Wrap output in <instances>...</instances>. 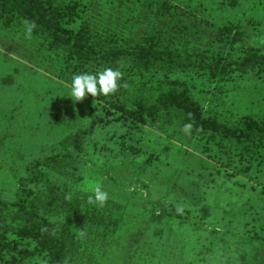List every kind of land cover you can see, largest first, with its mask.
Segmentation results:
<instances>
[{"label":"trees","instance_id":"1","mask_svg":"<svg viewBox=\"0 0 264 264\" xmlns=\"http://www.w3.org/2000/svg\"><path fill=\"white\" fill-rule=\"evenodd\" d=\"M65 1V4L51 6L45 0H0V12L12 15L8 19L2 17L4 21L1 24L5 27L13 23L22 26L24 20L35 22L33 42H27L28 47H21V51H32V54H24L23 59L30 64H38L41 62L36 54L49 52L52 58L44 57L46 66L43 71L50 74L51 78L58 77L67 86L71 85L73 75L102 71L96 67L113 69L117 61L127 58L131 59L128 64L132 70H148L162 63L168 68L178 67L184 71L200 69L203 75L219 78L224 86L239 79L235 71L264 66V55L253 50H247L243 58L231 63L221 58L211 62H191L189 58L179 56V51L174 49L175 45L169 39V32L180 28V21H171L166 25L168 33L164 34V46L151 41L121 40V37L117 40L113 34H105L110 27L113 31L124 32L126 14L143 11L145 16L147 9L144 5L151 8L154 6L162 18L179 20L178 7L163 0H100L90 3L91 7L76 9L89 12V16L82 20H88L91 25L83 24L85 27L78 30L66 23V20L74 19L69 13H64L74 11L69 7L71 4H86L79 0ZM235 2L228 1L229 5ZM112 20L122 23L123 27L119 25V28L114 29L116 23ZM222 30L233 43L240 36L235 26H226ZM91 64L96 67L86 69ZM47 79L50 80L48 76ZM118 83L123 84L120 81ZM65 97L62 93L61 98ZM106 98L110 101H106ZM94 99L104 103L95 102L88 106V113L77 123L78 130L68 138L67 146L63 150L54 147L49 154L23 165L24 173L16 176L18 181L13 184L12 190L10 188L9 196L0 194V264H63L65 260L67 264L80 263L84 257L82 243L74 227L111 226L114 230H121L118 227L122 220L129 223V226L143 229L139 231L137 244L132 248L137 254L142 251L144 241L150 248L156 237H162V242L168 241L167 237L171 233L179 242H185L193 236L194 240L201 241L200 237L190 233L191 229L198 228L204 238L200 244L191 248L190 264H232V256L239 259L238 264L264 263V251L261 257L257 255L264 247V184L257 189L249 183L251 181L244 182L239 178L241 173H252L257 164L264 165V116H241L237 126L226 123L216 115L205 116L200 103L178 81H159L153 84L145 80L138 83L137 89L125 90L120 87L110 96L100 95ZM34 116L37 117L36 114ZM70 122L75 124L73 120ZM25 123L34 127L32 123ZM186 123L193 124L192 131L197 135L191 139L202 144V155L209 164L203 172L187 166L181 167V147L172 142L167 144L162 154L157 155V159L150 153L148 160L143 161L153 171L161 169L172 175L178 172V175L185 178H193L192 174L203 177L196 181L197 187L194 190L197 189L198 194H190V200L184 201L183 198L181 201L185 208L182 214L173 210L172 204L157 199L156 195L161 188L163 192L166 187L156 178L138 180L135 186L138 191L135 189L129 196L124 195L121 192L125 190L124 186L131 184L129 176L136 175L126 168L127 175L123 176V168L113 164L107 167L113 172L108 179L118 191L122 186L120 192L113 193L117 197H127L123 203L134 204L131 209L134 214L125 210L121 219L106 218L101 215L103 208L87 203L89 195L85 194L84 188L76 184L69 185L71 179L76 183H85L87 180L84 173L80 175L75 171L74 163L84 153L79 152L82 148L100 151L101 161L104 162L112 153L113 158L137 159L139 162L143 153V148L137 146L141 144L138 139L141 133L145 135L164 125L181 128ZM132 135L137 140L129 142ZM115 150L118 152L115 153ZM228 159L236 162L230 171L231 163ZM263 169L264 166L260 171ZM233 180L236 182L227 183ZM157 183L161 185L158 191L155 189ZM66 184L74 188V191L68 190ZM236 188L239 189L236 191ZM238 191L247 192L248 196L237 198V195L243 197ZM146 192L150 201L141 202ZM67 195L71 196L70 200L65 198ZM172 210L176 214L173 215ZM45 226L49 232L56 229V235L42 234L40 230ZM124 227L126 231L123 230L121 241L115 240L109 245L120 244V250L125 249L126 245L130 246L129 238L138 230L129 232L128 226ZM142 236L145 237L144 241Z\"/></svg>","mask_w":264,"mask_h":264},{"label":"rangeland","instance_id":"2","mask_svg":"<svg viewBox=\"0 0 264 264\" xmlns=\"http://www.w3.org/2000/svg\"><path fill=\"white\" fill-rule=\"evenodd\" d=\"M45 1L51 6L66 3L65 0ZM79 1L86 4V6L71 4L69 7L73 8L74 11L64 13H69L70 17L74 19L66 20V23L73 26L75 30L91 26L88 20H82L89 16V12L76 9L79 7L86 9L91 7L89 6L90 3H97L100 0ZM163 1L178 7L179 20L162 18L161 13L154 6L151 8L149 5H144L147 9L145 16L143 11H134L133 15L126 14L127 20L124 22V32L113 31L110 27L108 33L105 34H113L117 40L121 37V40L127 39L132 42L138 40L141 42L151 41L158 46H164L166 39L164 34L168 33L166 25H169L171 21H180V28L171 30L169 39L174 43V49L179 51V56H184L185 59L189 58L191 62H211L221 58L227 63H231L240 60L244 54L251 50L264 55V0H236L234 5H229V0ZM84 12L85 15L83 16ZM11 16L0 12V138L3 140V143H0V194L4 197L9 196L10 188L18 181L16 176L24 173L23 165L49 154L54 147L63 150L67 146L66 141L68 138L72 137L73 134L75 135L78 130L77 123L82 120L84 114L88 113V106L93 105L94 101L97 104L104 103L88 95L83 102L74 104L69 97L70 86L63 84L58 77L51 78L50 74L43 71L44 66H46L44 57L52 58V54L49 52H38L36 54L41 63L30 64L25 61L23 59L24 54L31 56L32 51H21V47L33 42L34 38H26L24 24L18 26L13 23L6 27L1 24L4 21L2 17L8 19ZM112 22L116 23L113 26L114 29L122 25V23H117L116 20H112ZM83 24L86 25L83 26ZM230 25L237 28L242 39L239 36L234 43L231 39H227L222 29ZM122 27L123 25L120 28ZM84 33L87 34L88 30ZM128 59L130 58L122 59L120 62L117 61L113 66L114 70L118 69L123 73L120 82L123 84L127 82L129 85L125 90L137 89L138 83L145 80L153 84L159 81H178L200 103L205 116L216 115L226 123L235 126H237V121L241 120V116L250 115L254 118L264 116V66L262 65H258L252 70L247 68L245 71H235L234 73L239 79L224 86L219 78H210V76L203 75L200 69L184 71L178 67L168 68L166 64L162 63L155 68L138 71L129 69L131 66L128 62L131 59ZM91 67L95 68L96 66L91 64L86 69L90 70ZM96 68L103 70L100 67ZM237 73L243 75L238 76ZM47 76L50 80L47 79ZM31 90H36V92L32 93ZM61 90L63 91L61 92ZM62 93L65 94V99L61 98ZM106 101H110V99L106 98ZM71 120L75 124L71 123ZM25 122L32 123L34 127L28 126ZM170 126L164 125L163 128H156L153 132L151 131L145 135L141 133L138 136L141 144H137V146L143 148L139 162L137 159L131 161L126 158H113L114 153L109 155L110 157L104 162L101 161L100 151L83 150L84 148H82L79 152L84 153H81L75 161V171L80 175L84 173L87 180L85 183L81 181V183H76L73 181L74 179H71L69 185L75 186L76 184V186L84 188L86 195H92L97 186L108 192L109 199L103 207L104 211L100 212L106 218L121 219L125 210L134 214L131 210L134 204L131 202L124 204L123 202L127 200V197H117L113 193L122 190L121 186L118 191L113 182L108 179L113 172L111 168L109 170L107 167L113 164V166L123 168V176L127 175L125 173L126 168L136 175L135 177L129 176L131 184L124 186L125 190L121 191L124 195L129 196L135 192L133 190L137 189L135 186L138 184V180L148 181L146 177L156 178L166 187V190L162 192L161 185L156 184V191L159 187L161 188L156 195L157 199L172 204L174 206L173 210H176L177 206L183 207V204H181L183 198H185L184 201L190 200V194H198L197 189L194 190L197 187L196 181L203 179V177H195V174H192L193 178H185L178 175V172L172 175L171 172L162 171L161 169L153 171L152 167L143 161L148 160L150 153L157 159V155L162 154L167 144L172 142L181 147V167L187 166L197 169L198 172H203L209 164L204 160L206 157L202 155V144L191 139L197 133L192 131L190 136L185 135L180 131V127ZM166 128L168 129L165 130ZM150 130L147 129V131ZM131 137L129 142L137 140L134 135ZM116 152L118 150H115ZM228 162L231 163L228 169L230 171L236 162L233 159H228ZM263 166V164H257L252 173H241L239 178L244 182L246 180L251 181L249 183L260 189L264 184V169L260 171ZM60 182L63 185L65 184L63 179ZM233 182L236 181H228L227 183ZM69 185L66 184L69 187L68 190L73 192L74 188ZM238 189L236 188V191ZM141 192L144 191L141 190ZM238 192L243 197L237 195V198L248 196L247 192ZM147 195L146 192L141 202L150 201ZM252 204L253 202L249 207ZM173 210L172 214L174 215L177 211L174 212ZM58 220L61 222L60 219ZM124 225L128 226L129 232L138 231L131 239L129 238L130 246L126 245L125 249L120 250V247H118L120 244L111 246L109 243L115 240L121 241L124 237L123 230L126 231ZM84 227H74L77 236L78 231L81 229L87 233L84 238H79L82 243L83 260L75 264H190L191 248L195 244H200L204 238L198 228L191 229L190 233L200 237L201 241L194 240L195 236H193V238L188 237L185 242H179L174 237V233H171V235L167 234L168 241L162 242V237H156V241L154 240L150 245L152 249L150 250L146 241H144L145 237L142 236V241H144L141 247L142 251L137 254L136 250L132 248L137 244L139 231L143 229L129 226V223L126 224L123 220L118 227L121 230H114L111 226L93 225L92 227ZM262 248L261 251L257 252L258 257L263 255L264 247ZM231 258L232 264L239 263V259L233 256ZM227 261H231V259Z\"/></svg>","mask_w":264,"mask_h":264},{"label":"clouds","instance_id":"3","mask_svg":"<svg viewBox=\"0 0 264 264\" xmlns=\"http://www.w3.org/2000/svg\"><path fill=\"white\" fill-rule=\"evenodd\" d=\"M25 26V36L28 39L32 38V32L36 28V24L34 21L24 20ZM123 77V73L120 70H114L112 68H105L104 70L96 73H81L73 75L70 85V94L69 97L72 99L73 103L83 102L85 98L90 95L95 98L100 95L108 96L110 94H114L120 87L128 88L129 85L127 82L124 84H119ZM95 103V101H94ZM189 119L191 120V114H189ZM193 129L192 123H186L181 128L180 131L185 135H191ZM67 200L71 199L70 195L65 197ZM109 199L108 192L104 191L102 187L97 186L92 195L88 196L87 203L90 205H96L99 208L105 207L107 201ZM177 213H183V207L177 206ZM41 233H49L50 235H56V229H52L49 232L47 226L41 228ZM87 233L84 230L78 231V238H84ZM63 264H67V260L63 262Z\"/></svg>","mask_w":264,"mask_h":264}]
</instances>
